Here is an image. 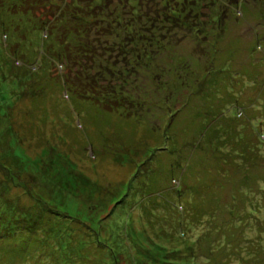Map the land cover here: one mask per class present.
Wrapping results in <instances>:
<instances>
[{"label": "rangeland", "instance_id": "obj_1", "mask_svg": "<svg viewBox=\"0 0 264 264\" xmlns=\"http://www.w3.org/2000/svg\"><path fill=\"white\" fill-rule=\"evenodd\" d=\"M70 1L27 23L0 0V264H264V0H148L131 33L89 25L105 65L150 47L123 90L153 125L64 88L50 57Z\"/></svg>", "mask_w": 264, "mask_h": 264}, {"label": "trees", "instance_id": "obj_2", "mask_svg": "<svg viewBox=\"0 0 264 264\" xmlns=\"http://www.w3.org/2000/svg\"><path fill=\"white\" fill-rule=\"evenodd\" d=\"M6 1V6L18 9L10 10V18L13 19V21L14 19H22L27 23L31 22L35 17L33 12L34 7L38 5L39 2H43V0H34L35 2L32 3V1L27 0L26 4H28L25 5L21 0ZM143 1L148 0H71L70 2H63L62 6H58L59 24L57 27L65 22L66 26H64V29H62L58 37L59 50L55 48L50 59L60 62L62 66L65 65L69 67V72L71 71L70 74L72 77L66 76L65 81L63 80L62 83L67 90L75 93L80 98L92 100L102 105L108 111H122L126 115L147 117V122L153 125L150 123L151 117H156L157 112L155 108L152 107V103L150 104V101L147 102L146 100L139 99L138 95L134 93L135 89L132 92L136 96L130 94V90H123L124 88H136L139 81L134 70H137L139 66L148 63V61L152 59L151 53L149 52L150 47L141 50L139 48L141 44L138 46L134 44V38L129 39L122 48L130 47L131 49L136 48V50L129 52L119 47V52L125 50L122 54H129L130 58H124L123 65L118 67L120 63L122 64V61L116 62V56L112 57V61H108L107 59V64L105 65L104 62L106 59L96 52L98 49L97 45L94 44L93 40L88 39L91 31L89 25L99 22V19L102 18L106 23L109 17H112L113 21L117 24H121L122 20H126V27L124 30L131 33L132 22H137L134 20V17L141 16V14H139L140 10L138 9V4ZM126 14L130 15L129 20L126 19ZM167 15L175 16L178 15V13L174 10V7H171ZM32 23H34V21H32ZM44 25L45 22L43 23V26ZM50 35L48 33L44 41L40 44L42 52L44 51L43 47L48 45L46 44L47 40H51L52 37L55 36L54 32L52 36ZM136 37L137 39L143 37V33H139ZM150 40L152 41V39ZM157 42L160 43V41ZM162 45L164 46L165 44L163 43ZM114 67H117L115 70L121 69L120 73L116 74L118 80L112 79V74L110 73L111 71L114 73ZM92 71L95 72L92 73ZM165 86L166 83L162 82L161 87L164 88ZM160 101L163 105L167 103V100L163 97ZM168 110L170 109L168 108ZM179 110L180 107L177 110L167 111L165 115L173 112V117H176L180 113ZM8 190L9 189L4 192L6 193ZM39 207L42 209L43 213L48 211L52 212L50 207H47L46 204L45 206ZM5 209L6 207L1 210ZM250 209L246 208L245 212L248 213L250 211V213H253L255 210L253 203ZM42 215L39 214V217L41 218ZM244 218L245 217L242 216L240 219L244 220ZM3 221L4 223H2L4 225L6 223L8 224V219L6 217H4ZM14 230H16L15 226ZM51 232L54 233V230L51 229ZM259 239H261V237ZM244 240L246 244L251 245L249 238H244ZM247 241H249V243H247ZM225 254L227 257L231 256L229 255V251H226ZM231 262L230 259H227L223 264ZM246 262L249 261L243 259V263L239 260L238 264H245Z\"/></svg>", "mask_w": 264, "mask_h": 264}]
</instances>
